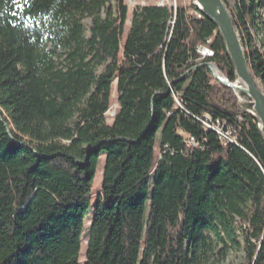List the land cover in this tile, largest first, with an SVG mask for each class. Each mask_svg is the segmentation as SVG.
<instances>
[{
    "label": "trees",
    "instance_id": "trees-1",
    "mask_svg": "<svg viewBox=\"0 0 264 264\" xmlns=\"http://www.w3.org/2000/svg\"><path fill=\"white\" fill-rule=\"evenodd\" d=\"M128 1L0 0V264H264V141L216 27ZM224 2L264 87V0Z\"/></svg>",
    "mask_w": 264,
    "mask_h": 264
},
{
    "label": "water",
    "instance_id": "water-1",
    "mask_svg": "<svg viewBox=\"0 0 264 264\" xmlns=\"http://www.w3.org/2000/svg\"><path fill=\"white\" fill-rule=\"evenodd\" d=\"M192 5L216 27L232 63L235 79L231 82L214 65L206 66L215 81L232 91L240 108L254 118L264 141V87L252 74L248 55L231 11L224 0H193Z\"/></svg>",
    "mask_w": 264,
    "mask_h": 264
},
{
    "label": "rangeland",
    "instance_id": "rangeland-1",
    "mask_svg": "<svg viewBox=\"0 0 264 264\" xmlns=\"http://www.w3.org/2000/svg\"><path fill=\"white\" fill-rule=\"evenodd\" d=\"M157 3V2H155ZM159 3V2H158ZM167 3V2H166ZM139 3H137L136 1L134 0H129L128 1V7H129V10H130V13L133 11V9L138 5ZM169 6L173 7V8H176L177 5H178V2L177 1H174L173 3H167ZM188 1H184L183 2V5H188ZM142 6L145 5V3H141ZM130 20H131V17L130 19L128 20V23H127V27H126V32L128 31L129 29V25H130ZM258 46L260 48H262L264 50V46H260V44H258ZM203 55V54H202ZM205 58V57H204ZM216 69H218L216 67ZM219 70V69H218ZM220 71V70H219ZM221 72V71H220ZM222 73V72H221ZM224 76H226L224 73H222ZM258 80V79H257ZM259 81V80H258ZM260 82V81H259ZM220 85V84H219ZM222 86V85H221ZM117 110H118V104H117V94L114 92L113 93V99H112V104H111V108L110 110L107 112L106 114V119H107V123L108 124H112L113 121H114V118L116 116V113H117ZM105 161H106V154L105 153H102L100 155V158H99V162H98V166H97V172H96V177H95V181H94V184H93V192H94V200L96 199V195L97 193L100 191L101 187H102V176H101V172L103 171V168H104V164H105ZM85 251H86V247L85 245L83 244L82 245V250H81V253H82V257H81V260H82V263L84 261V254H85ZM245 262V255H244V252L243 251H238L236 248L233 249V250H229L226 257L222 258L220 255H217V257L214 259V263L213 264H243Z\"/></svg>",
    "mask_w": 264,
    "mask_h": 264
},
{
    "label": "built area",
    "instance_id": "built-area-1",
    "mask_svg": "<svg viewBox=\"0 0 264 264\" xmlns=\"http://www.w3.org/2000/svg\"><path fill=\"white\" fill-rule=\"evenodd\" d=\"M200 54H208V57H212L213 53L208 50L207 48L200 47L199 48ZM203 124L205 125L208 130L214 131L218 136L219 139L224 143H233L234 137L233 132L231 130L226 129L223 125H221L219 122H213L208 116L205 117ZM188 145L190 146H196V141L193 138H189L187 141Z\"/></svg>",
    "mask_w": 264,
    "mask_h": 264
},
{
    "label": "bare ground",
    "instance_id": "bare-ground-1",
    "mask_svg": "<svg viewBox=\"0 0 264 264\" xmlns=\"http://www.w3.org/2000/svg\"><path fill=\"white\" fill-rule=\"evenodd\" d=\"M165 3H166V1L163 0V1L159 2V5H160V6H164ZM203 56L206 57V56H208V54H203ZM258 84H259V82H258ZM259 85L261 86V84H259Z\"/></svg>",
    "mask_w": 264,
    "mask_h": 264
}]
</instances>
